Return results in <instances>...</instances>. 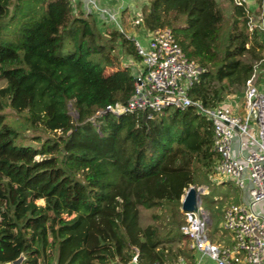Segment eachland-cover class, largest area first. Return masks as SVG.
I'll return each instance as SVG.
<instances>
[{"label":"trees","instance_id":"trees-1","mask_svg":"<svg viewBox=\"0 0 264 264\" xmlns=\"http://www.w3.org/2000/svg\"><path fill=\"white\" fill-rule=\"evenodd\" d=\"M11 1L0 0V71L8 81L0 99L27 111V126L56 138L40 148L18 144L19 132L0 113V264L21 256V264L196 259L184 247L190 239L178 209L219 161L212 122L195 108L105 113L93 122L96 111L125 104L134 92V75L116 69L112 47L103 44L112 40L92 15L75 14L72 0H18L7 20ZM231 1L229 23L220 0H148L143 8L144 27L171 28L186 56L205 70L189 96L207 108L242 92L255 63L264 62V31L250 32L248 5ZM110 36L141 60L132 39L117 29ZM107 68L116 71L106 75ZM141 208L168 209L174 227L144 228Z\"/></svg>","mask_w":264,"mask_h":264},{"label":"built area","instance_id":"built-area-1","mask_svg":"<svg viewBox=\"0 0 264 264\" xmlns=\"http://www.w3.org/2000/svg\"><path fill=\"white\" fill-rule=\"evenodd\" d=\"M84 1L89 5L85 15L98 13L124 33L120 23L121 8L103 6L98 0ZM235 1L240 6L246 3V0ZM248 12L249 31L256 28L264 31L263 13L260 22L255 23L256 19ZM134 26L145 29L143 14ZM148 39V47H144L140 40L132 38L142 61L134 75L132 97L125 104H110L96 111L92 121L105 113L115 116L138 112L161 114L169 109L190 108L211 121L213 151L219 156L215 172L231 179L239 189L247 190L250 200L247 204L231 205L224 212L222 228L229 235V243L212 239L210 217L201 204L197 212L183 213L181 231L190 239V248L213 264H264V216L254 211L255 205L264 203V92L257 85V68L261 62L254 65V73L246 83L243 106L246 115L242 116L230 104L207 108L190 98V89L205 70L186 56L171 28L150 32ZM236 137L240 139L242 159L234 154ZM243 150H248V154L244 156ZM198 190L200 195L206 194V190Z\"/></svg>","mask_w":264,"mask_h":264},{"label":"rangeland","instance_id":"rangeland-1","mask_svg":"<svg viewBox=\"0 0 264 264\" xmlns=\"http://www.w3.org/2000/svg\"><path fill=\"white\" fill-rule=\"evenodd\" d=\"M103 1L105 0H98V2H100L102 5ZM245 2L246 5H248V9L254 14L257 19V21L255 20V23H259V17L261 16V7L259 0H246ZM19 3L20 2L18 0L11 1L10 16L7 20H9V18L14 15L15 8ZM220 3L225 14L226 22L229 23L233 11L232 1L220 0ZM87 6L89 5L88 3L86 4L84 0L74 1L75 14H79L81 10L83 12L88 13ZM103 6H106V4H104ZM89 13L92 14L93 19H96L100 31L102 33H105L103 35L105 37H108V39L112 40L111 43L106 41L103 44H106L110 48L112 47L110 57L113 59V61L117 58V60H115L116 69H125L129 66L130 71L133 75H135L138 67H140L142 64V61L136 59L133 55L127 56L126 54H124L122 47L118 45V42L116 41L115 37L110 36L111 33L116 31V29L118 28L112 25L111 21H109L104 16L99 15L95 12ZM122 13L123 12L121 11L120 16L122 15ZM124 13H126V11ZM139 15V12H135L134 14H128L126 16L127 20L131 23L130 28H125L121 24L124 34L129 39L135 38L133 35L132 27L136 28L134 29L136 31H140L141 29L146 33L148 32V34L150 33L146 28L143 29L142 27L134 26L135 21L137 20ZM17 34L18 33H16L15 31H7L6 37L9 40L15 41L18 37ZM257 63L259 62H256L255 65ZM257 70V85L260 87V89L262 88L264 90V62L258 66ZM113 71L116 70L112 68H107L106 75L113 73ZM7 85L8 81L5 77L1 75L0 71V89L7 87ZM244 94L245 89L242 90V92L240 93L230 95L228 97L227 104L232 105L235 110L239 109L240 107L244 106ZM6 103H8V106L6 105ZM1 105L3 108L1 107ZM0 113L4 114L7 118V122L9 124L14 125V128L19 132L18 144L21 143L24 145H32L34 147L40 148L47 139L56 138L55 135L48 133L40 125H37L36 127H32L31 125L27 126L29 124L28 112L15 111L9 104V100L3 98L0 99ZM71 114L73 115V112H71ZM37 159H40V157H38ZM194 187H196L197 189L201 188L203 190H206V194L200 195L201 207L210 217L209 228L212 239L219 242L226 241V239L229 238V235L222 228L224 212L231 205H239L243 202L245 203V201L247 200L249 201L247 190H241L235 185V183L231 179L223 178L217 175V173L215 172V167L212 168V170L208 171L207 175L204 174L198 177L196 180V185H194ZM38 204L43 205L44 202L40 201ZM263 207L264 203L257 204L254 206V211L264 216ZM178 211L181 215V221L183 222L185 217L181 207L178 209ZM155 214L159 215V218L157 220L153 219V215ZM172 219L173 218L171 217V212H169L168 209L150 210L141 208V224L144 228L149 225H156L159 227L160 230L167 232L168 230L174 227V225L172 224ZM184 247L191 251L190 243L186 244ZM197 259L199 258L194 259V261L192 258L182 256L179 258L176 264H196Z\"/></svg>","mask_w":264,"mask_h":264},{"label":"crops","instance_id":"crops-1","mask_svg":"<svg viewBox=\"0 0 264 264\" xmlns=\"http://www.w3.org/2000/svg\"><path fill=\"white\" fill-rule=\"evenodd\" d=\"M108 0L103 1V5L106 4L107 7H112L114 8L119 7L122 10V15L120 16V22L121 24L125 27V28H130L131 27V23L130 21L127 20V15L128 14H134L135 12H139L140 14L143 13V8L146 7V5L148 4V0H110L111 3H107ZM82 11V10H81ZM126 11V13H124ZM133 29V35L135 37V39H138L141 41V43L143 44L144 47H148V38H149V34L148 32H144L143 30L140 29V31H136L134 29V27H132ZM105 32V31H104ZM105 34V33H103ZM261 91L264 92V90L261 88ZM238 113H240L242 116H245V111H244V107H240L239 109H237ZM234 154L241 158V144H240V139L239 137H236L235 139V143H234ZM242 154L245 156L248 154V150H243ZM248 193V191H247ZM249 196V194H248ZM250 200V197H249ZM249 201H245V203L243 202L242 204H247ZM224 217V216H223ZM227 243L230 242V239L227 238L226 241ZM196 258H199L196 260V264H213L211 261H209L208 259H202L200 253L195 252Z\"/></svg>","mask_w":264,"mask_h":264},{"label":"water","instance_id":"water-1","mask_svg":"<svg viewBox=\"0 0 264 264\" xmlns=\"http://www.w3.org/2000/svg\"><path fill=\"white\" fill-rule=\"evenodd\" d=\"M201 204L200 192L199 190L191 186L185 193L181 201V209L183 213H192L199 210ZM24 260V257L21 256L13 264H21Z\"/></svg>","mask_w":264,"mask_h":264}]
</instances>
